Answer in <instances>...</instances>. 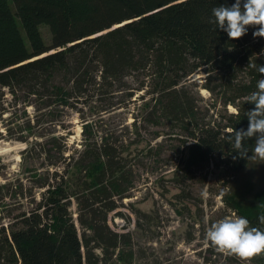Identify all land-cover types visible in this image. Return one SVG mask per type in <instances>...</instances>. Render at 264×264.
Masks as SVG:
<instances>
[{
  "label": "trees",
  "instance_id": "obj_1",
  "mask_svg": "<svg viewBox=\"0 0 264 264\" xmlns=\"http://www.w3.org/2000/svg\"><path fill=\"white\" fill-rule=\"evenodd\" d=\"M234 2L0 0V117L6 91L42 111L33 124L27 121L22 136L23 175L0 179V264H136L145 249L132 244L129 230L112 229L108 217L136 187L135 163L153 150L162 155V143L152 139L163 132L148 133L162 120L182 131L175 177L193 178L197 168L214 162L233 176L247 167L251 160L239 158L227 137L248 128L246 112L255 105L245 97L262 78L250 65H264V38L253 37L258 26L237 40L215 30L212 9ZM202 67L220 81L224 104L237 109L216 125L198 123L185 92L184 83ZM127 100L138 106L134 120L107 124L103 115L128 106ZM64 109L79 113L80 146L72 148L56 132L30 139L41 117L56 125ZM254 143L245 141L249 149ZM262 200L257 207L226 199L235 215L264 229L258 220L264 194ZM74 202L81 233L70 209ZM142 216L159 222L152 212ZM208 254L201 264H264V254L243 263L213 246Z\"/></svg>",
  "mask_w": 264,
  "mask_h": 264
},
{
  "label": "rangeland",
  "instance_id": "obj_2",
  "mask_svg": "<svg viewBox=\"0 0 264 264\" xmlns=\"http://www.w3.org/2000/svg\"><path fill=\"white\" fill-rule=\"evenodd\" d=\"M41 30L44 38L49 41V28L42 25ZM129 82L133 87V78ZM219 83L214 76H208L204 67L184 83L185 92L196 106L198 123L216 125L225 122L223 116L237 111L235 104H224V94ZM212 87L213 90L210 89ZM5 100L7 110L0 117L2 182L7 179L15 181L16 177L23 175L22 152L27 143L22 139L27 135L26 123L32 119L33 124L37 114L42 113L34 103H22L19 97L13 98L7 91ZM126 102L128 106L103 115L107 124L119 127L122 123L130 124L134 120L138 114V106L134 101ZM78 114L75 110L58 111L56 125L41 117V125L34 129L35 133L30 139L34 142L40 140L34 137L38 132H56L55 134L64 135L72 148L80 146L82 124ZM95 116L101 120L97 114ZM158 131L163 132V135L152 139V144L162 143V155L156 152L158 150H153L149 155H143L144 159L140 158L144 163H135L138 171L136 187L131 196L117 201V208L109 214L108 224L114 230H129L132 233V244L145 249L146 254L138 255L136 264H201L203 256H209L208 248L213 246L206 239L208 228L220 219L234 214L227 204V198L235 196L244 205L256 204L257 207L263 203L264 163L258 164L251 160L244 170L233 176L228 175L225 167L214 162L197 168L193 178L175 177L174 170L178 162L176 145L179 143L177 136L181 138L182 131L180 128H172L166 120H162L159 125H151L148 133L153 135ZM253 138L255 141V137ZM161 176H164L163 180ZM24 182L26 186L30 185L27 178ZM21 198L16 197L15 200ZM70 209L81 233L77 204L74 202ZM143 212H152L159 222L147 223L142 216Z\"/></svg>",
  "mask_w": 264,
  "mask_h": 264
},
{
  "label": "clouds",
  "instance_id": "obj_3",
  "mask_svg": "<svg viewBox=\"0 0 264 264\" xmlns=\"http://www.w3.org/2000/svg\"><path fill=\"white\" fill-rule=\"evenodd\" d=\"M210 23L227 33L230 40H237L247 34L249 27L258 29L252 33L254 38H264V0H235L233 4L220 5L212 9ZM261 75L256 90L245 97V103L254 104V109L246 112L248 128L232 130L228 142L239 158L264 163V65H250ZM255 137L254 146L246 147L245 141ZM251 152V156H249ZM264 225V214L258 216ZM206 239L220 252L234 255L243 261L264 254V229L250 225L247 218L233 214L211 224Z\"/></svg>",
  "mask_w": 264,
  "mask_h": 264
}]
</instances>
